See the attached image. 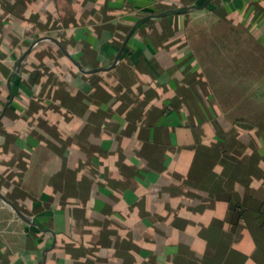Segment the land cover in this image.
Masks as SVG:
<instances>
[{"label":"crops","instance_id":"0c3cea01","mask_svg":"<svg viewBox=\"0 0 264 264\" xmlns=\"http://www.w3.org/2000/svg\"><path fill=\"white\" fill-rule=\"evenodd\" d=\"M203 1L0 0V194L36 223L0 196V264H75L83 258L57 246V234L97 241L114 210L118 222L135 226V264H185L174 243L182 230L163 218V203L182 207L174 176L188 175L195 152L218 131L227 154L250 144L264 170V131L228 130L221 113L210 114L221 107L219 83L210 82L194 45L205 33L228 47L233 29L219 12L241 8L209 0L169 11ZM256 38L264 47V33ZM245 190L264 196L263 179ZM209 201L194 203L196 222L224 215L223 200ZM240 227L236 264H264L260 227L251 234ZM113 253L108 247L91 264H115Z\"/></svg>","mask_w":264,"mask_h":264},{"label":"trees","instance_id":"16d2710c","mask_svg":"<svg viewBox=\"0 0 264 264\" xmlns=\"http://www.w3.org/2000/svg\"><path fill=\"white\" fill-rule=\"evenodd\" d=\"M232 2L239 5L240 11L230 8L219 12L221 16L216 14L220 21L233 29L228 47L225 39L210 42L204 37L205 33L194 41L210 82L219 83L215 92L221 107L210 110V114L221 113L220 117L217 115L218 120L221 124L224 122L228 130L241 126L264 131V47L254 40L264 33V0ZM238 24H242L247 36L235 31L237 28L234 27ZM213 50L219 52L214 59L210 54ZM223 141L224 137L218 131L211 144L195 152L188 175L174 176L180 185V210L163 203V218H167L172 227L182 230L183 239L174 243L176 252L184 255L185 264H236L238 253L232 247L242 222H245L250 234L260 227L264 235V196L259 193L256 196L246 190L242 192L251 186L253 178L260 177L264 182L260 156L252 145L243 142H238L234 155L227 154ZM217 165H223L225 174L215 171ZM56 183L53 181V186ZM87 183L90 182L83 180L80 186ZM218 199L226 203L221 218L212 216L198 222L194 220L202 214L192 211L194 203L210 200L207 207H215L212 203ZM85 201L80 200L79 204L83 205ZM86 211L82 213V221L83 218L88 219ZM112 216L113 221H103L96 230L99 240H71L65 234H57V246L83 258L75 264H91L97 255L106 253L108 247L114 250L112 257L115 264H135L138 246L131 243L135 226L118 222L122 215L117 210ZM194 238L199 240L200 246L195 245ZM121 251L125 254L121 255Z\"/></svg>","mask_w":264,"mask_h":264},{"label":"water","instance_id":"95a60500","mask_svg":"<svg viewBox=\"0 0 264 264\" xmlns=\"http://www.w3.org/2000/svg\"><path fill=\"white\" fill-rule=\"evenodd\" d=\"M208 1L209 0H204L201 4H199V5H196V4H194V5H188V6H186V7H184V8H182V9H172V10H169L170 12H173V13H175V11H187V10H192V9H194V8H203V7H205V5L208 3ZM137 24V23H136ZM135 29V26L129 31V34H128V36H127V38H126V40L130 37V35L133 33V30ZM126 40H125V42H126ZM125 42H124V44H125ZM123 44V45H124ZM31 47H29V49H30ZM29 49H27L24 53H22L21 54V56L16 60V62H15V65L17 66V69L21 66V64H22V62H23V60L25 59V57H26V53L29 51ZM119 55L120 54H118V56H117V59H118V57H119ZM78 66V65H77ZM94 71V70H93ZM0 196H1V199L5 202H8V204H10V206H11V208L14 210V212H15V214L19 217V218H21L23 221H26V222H28V223H31V224H36L34 221H32L31 219H29V217L27 216V215H25L21 210H19V209H17L11 202H9L6 198H4L1 194H0Z\"/></svg>","mask_w":264,"mask_h":264},{"label":"rangeland","instance_id":"374dc122","mask_svg":"<svg viewBox=\"0 0 264 264\" xmlns=\"http://www.w3.org/2000/svg\"><path fill=\"white\" fill-rule=\"evenodd\" d=\"M210 45V42L208 43V46Z\"/></svg>","mask_w":264,"mask_h":264}]
</instances>
